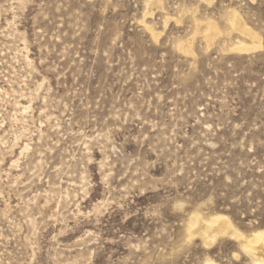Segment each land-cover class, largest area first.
Returning <instances> with one entry per match:
<instances>
[{
  "label": "rangeland",
  "instance_id": "374dc122",
  "mask_svg": "<svg viewBox=\"0 0 264 264\" xmlns=\"http://www.w3.org/2000/svg\"><path fill=\"white\" fill-rule=\"evenodd\" d=\"M262 236L264 0H0V264H252Z\"/></svg>",
  "mask_w": 264,
  "mask_h": 264
},
{
  "label": "bare ground",
  "instance_id": "6f19581e",
  "mask_svg": "<svg viewBox=\"0 0 264 264\" xmlns=\"http://www.w3.org/2000/svg\"><path fill=\"white\" fill-rule=\"evenodd\" d=\"M235 17V16H234ZM234 19V18H233ZM236 20V19H235ZM238 24V21H237ZM240 24V23H239ZM214 25V24H213ZM212 26V25H211ZM235 26V25H234ZM237 26V25H236ZM239 26V25H238ZM242 26V25H241ZM240 27V26H239ZM242 28V27H241ZM239 29V28H238ZM243 29V28H242ZM210 30V29H209ZM213 30V28H212ZM240 31V30H239ZM238 31V32H239ZM209 33V31H208ZM207 33V34H208ZM215 33V32H213ZM248 34V33H247ZM246 35V34H245ZM244 37V36H243ZM250 37V36H249ZM248 37V39H249ZM253 38V37H252ZM210 39V37H209ZM215 39V38H214ZM208 40V39H207ZM211 40V39H210ZM252 42V40H251ZM256 44V43H255ZM250 46V45H249ZM241 47V46H240ZM245 47V46H243ZM251 48V47H250ZM259 48V47H258ZM235 49V48H234ZM233 49V50H234ZM237 49V48H236ZM241 49V48H240ZM246 49V48H245ZM239 50V48H238ZM245 51V50H244ZM225 219V218H223ZM232 227L227 220L222 221H213V222H205L201 217H199L194 223L193 227H191L188 232V237L198 236L201 239V242L204 246H209L211 241L215 240L216 235H224L228 230H231ZM232 236L235 239H241L242 237L236 233L235 230H231ZM242 250L246 253L252 262V264H264V236L260 237L255 245L249 246L248 244L242 245ZM207 264H212L208 262Z\"/></svg>",
  "mask_w": 264,
  "mask_h": 264
}]
</instances>
